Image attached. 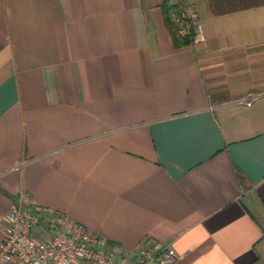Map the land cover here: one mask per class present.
I'll return each mask as SVG.
<instances>
[{
    "label": "crops",
    "instance_id": "crops-1",
    "mask_svg": "<svg viewBox=\"0 0 264 264\" xmlns=\"http://www.w3.org/2000/svg\"><path fill=\"white\" fill-rule=\"evenodd\" d=\"M175 1L0 0V242L25 191L123 253L264 264V0H191L182 46Z\"/></svg>",
    "mask_w": 264,
    "mask_h": 264
},
{
    "label": "built area",
    "instance_id": "built-area-1",
    "mask_svg": "<svg viewBox=\"0 0 264 264\" xmlns=\"http://www.w3.org/2000/svg\"><path fill=\"white\" fill-rule=\"evenodd\" d=\"M174 20L182 36L198 40L203 24L191 0H176ZM259 93L250 91L239 102L251 105ZM0 242V264H176L181 254L157 241L136 251H118L109 239L52 207L34 204L25 191L6 216Z\"/></svg>",
    "mask_w": 264,
    "mask_h": 264
},
{
    "label": "trees",
    "instance_id": "trees-1",
    "mask_svg": "<svg viewBox=\"0 0 264 264\" xmlns=\"http://www.w3.org/2000/svg\"><path fill=\"white\" fill-rule=\"evenodd\" d=\"M173 9L175 10L174 13L171 12V10H173ZM164 14H165L166 25L168 26V28L172 34L174 44L176 46L187 45V44H190L194 41V38L191 35H186V36L180 35L179 29H178V24L175 22V20L173 18L174 17L173 14H176V7L174 4H173L172 8L165 7Z\"/></svg>",
    "mask_w": 264,
    "mask_h": 264
},
{
    "label": "rangeland",
    "instance_id": "rangeland-1",
    "mask_svg": "<svg viewBox=\"0 0 264 264\" xmlns=\"http://www.w3.org/2000/svg\"><path fill=\"white\" fill-rule=\"evenodd\" d=\"M30 196V195H29ZM31 198V197H30ZM18 199H19V195H18ZM18 203V202H17ZM113 245V244H112Z\"/></svg>",
    "mask_w": 264,
    "mask_h": 264
}]
</instances>
